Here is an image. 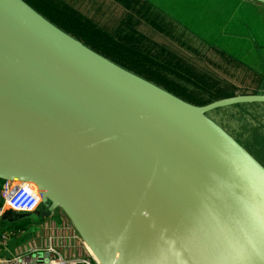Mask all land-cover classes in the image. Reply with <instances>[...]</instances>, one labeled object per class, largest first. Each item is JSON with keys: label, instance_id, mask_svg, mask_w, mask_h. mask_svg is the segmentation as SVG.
Segmentation results:
<instances>
[{"label": "water", "instance_id": "1", "mask_svg": "<svg viewBox=\"0 0 264 264\" xmlns=\"http://www.w3.org/2000/svg\"><path fill=\"white\" fill-rule=\"evenodd\" d=\"M246 103L187 102L0 0V195L40 198L3 231L58 210L98 264H264V165L209 115Z\"/></svg>", "mask_w": 264, "mask_h": 264}, {"label": "rangeland", "instance_id": "2", "mask_svg": "<svg viewBox=\"0 0 264 264\" xmlns=\"http://www.w3.org/2000/svg\"><path fill=\"white\" fill-rule=\"evenodd\" d=\"M36 1L45 2V0ZM50 1L57 6L64 7V10H70L71 13L68 16L70 19H74V16L83 17L86 19L84 22L101 29L96 32L102 31L106 36L115 38L133 34H116L117 29L113 26L117 23V13L131 14L133 19L138 17L140 20L136 21L135 29L139 35L181 56H192V59L188 60L191 63L190 66L195 67L196 70L202 69L207 73H213L217 78L234 85L239 90L234 94L244 92L264 94V4L262 3L251 0H149L157 7L154 5V7H148L146 4L141 7V2H137L138 0L131 1L132 4L129 5H127L128 0H102L97 3L99 8L104 7L106 12L97 15L93 9V3H90L92 0H83L80 5L74 0ZM107 2L110 6L104 4ZM148 8H150V13L160 14V20L158 16L150 20ZM76 38L83 42L82 39ZM170 42L186 54L172 49ZM128 45L131 48L125 49L126 54L134 59L135 64L150 71L156 79L149 78L143 73L116 62L110 56L97 52L193 104L200 105L214 101L219 99L217 94L226 89L229 90L225 83L214 85L208 81L209 78L212 79L210 74L206 76V81H199L203 85L195 84L189 77L187 78L190 82H185V77L164 66L163 61L166 58L159 49L153 48L155 52L146 50L149 46L151 47V44L144 40L138 45L134 41ZM137 46L143 50L141 55L133 53L134 47L137 48ZM151 53H154L157 59L155 61L158 63L144 60V57L151 56ZM166 65L174 70L181 68V65L174 61H168ZM190 66L188 70H193ZM209 115L264 165V103L232 105L215 109ZM53 218L52 214L45 219L44 223ZM24 222L30 223L27 220ZM43 225H34V232L26 236L25 244L44 237ZM56 225L59 224L56 223ZM78 240H80L79 237ZM65 247L68 250L70 244H66ZM82 248L80 255L93 260L88 251L83 246ZM70 252L72 256H78V249L73 247L72 243Z\"/></svg>", "mask_w": 264, "mask_h": 264}, {"label": "trees", "instance_id": "3", "mask_svg": "<svg viewBox=\"0 0 264 264\" xmlns=\"http://www.w3.org/2000/svg\"><path fill=\"white\" fill-rule=\"evenodd\" d=\"M26 1L30 5H32L37 11H39L41 14L46 16L50 21L54 22L64 30H67L68 32L72 33L76 37L82 39L84 43L92 47L94 50L104 55L110 56L112 59L116 60V62L126 67L132 68L138 71L139 73H143L145 76L149 78L156 79V77L152 75L150 71L135 64L134 59L129 57V55H127L125 52V49L129 50L131 48L128 44H132L133 41L136 45H138L143 40L150 43L151 47L149 46L146 49L149 52L154 51L153 48L159 49L161 54L164 55V57L166 58V60L163 61L164 66L168 68V70H171L179 74L180 76L185 77V82L189 83L190 82L189 78H192L195 84H202L199 81H206L207 80L206 76L210 74L212 75L210 76L212 77V79L209 78L208 81H210L214 85L225 83V85H227V87L229 88V90L226 89L224 92L217 94V97H219V99L233 96L235 95L234 93H236L237 87L226 83L227 82L226 80L217 78L216 75L213 73L210 72L207 73L202 69L196 70L195 67L190 66L191 63L188 60L192 59V56L190 57L181 56L176 52L163 48L162 46L160 47L159 46L160 44L153 42L147 37H143L142 35H139L136 29L132 27L129 29L130 32L133 33L132 35L118 36L117 38L113 36H106L102 31L96 32V30H101V29L96 28L91 23L84 22L86 19H84L83 17L80 18L79 16H74V19L73 18L70 19L68 17L71 13L70 10H64V7L59 5L57 6L55 3L51 2L50 0H45V2H38L36 0H26ZM137 2L142 3V4L140 3L141 7L143 4H146L148 7L150 6L154 7L153 4H151L147 0H138ZM129 4H132L130 0H128L127 2V5ZM128 17H130V14L128 15ZM106 34L108 35V33ZM142 51L143 50L137 46V48L134 47L133 53L136 55H141ZM144 60H150L155 63H158L157 61H155L157 59L154 56V53H151V56L147 55L146 57H144ZM168 61H174L180 64L181 68H179V70L171 69L166 65ZM188 66H190L193 70H188ZM250 104H254V103H250ZM237 105L238 106L248 105V103L237 104ZM2 182L3 181H1V183ZM29 225L30 223L21 222L19 224H14L10 226V228L7 230H4V233L7 234L8 240L5 246L0 243V252L5 251V248L8 246L9 237L12 239L18 238L16 241L17 245L25 244L26 236L20 235V232L24 231V233H26ZM1 229H3L2 223H0V230ZM0 256L2 255L0 254Z\"/></svg>", "mask_w": 264, "mask_h": 264}, {"label": "built area", "instance_id": "4", "mask_svg": "<svg viewBox=\"0 0 264 264\" xmlns=\"http://www.w3.org/2000/svg\"><path fill=\"white\" fill-rule=\"evenodd\" d=\"M0 198V216L7 208L17 212H31L40 201L33 187L17 181H3ZM57 214L61 217L59 225L52 222L45 226L43 245L29 242L13 254L0 256V264H98L93 258L71 255L72 240L78 239V235L67 218L60 211ZM0 240L4 246L8 240L2 229ZM66 244H70L68 250Z\"/></svg>", "mask_w": 264, "mask_h": 264}, {"label": "flooded vegetation", "instance_id": "5", "mask_svg": "<svg viewBox=\"0 0 264 264\" xmlns=\"http://www.w3.org/2000/svg\"><path fill=\"white\" fill-rule=\"evenodd\" d=\"M74 1H75V3H77V4L80 5V3L83 0H74ZM97 1H102V0H92V1H90V3H93L92 6H93V9H94V12L97 15H101L104 12H106V10L104 9V7L99 8V5H98ZM130 1H132V0H130ZM94 2H95V4H94ZM104 4H107V6H110V3L109 2L104 3ZM111 11H112V8L110 9V12ZM147 12L149 13L148 16L151 17L150 20L155 19L156 16H158L159 17V20H160V18H161V15L160 14L159 15L158 14L156 15L154 12L153 13H150V8H148ZM117 15H118L117 23L113 27L117 29V31L115 30V32L118 35L119 34L120 35L130 34L131 32H130L129 29L131 27L135 29V25L137 23L136 21L140 20L138 17H136L135 19H133V16L131 14H130V17H128L129 14H127L125 12L123 14H122V12H119V13H117ZM236 91L239 92L238 89ZM244 93H248V92H244Z\"/></svg>", "mask_w": 264, "mask_h": 264}, {"label": "crops", "instance_id": "6", "mask_svg": "<svg viewBox=\"0 0 264 264\" xmlns=\"http://www.w3.org/2000/svg\"><path fill=\"white\" fill-rule=\"evenodd\" d=\"M54 215V218L53 219H51L50 221H47V222H45L44 223V221L41 223V224H44L43 225V228H44V232H46V229H45V226L48 224H50V223H52V222H54L55 224L57 223V224H59V222H60V220H61V217L57 214V213H54L53 214ZM50 222V223H49ZM16 224H19V223H16ZM41 224H39V225H41ZM14 225V224H13ZM12 226V225H11ZM3 227H4V225H3ZM10 228V227H9ZM8 228V229H9ZM34 229H35V226H34V224H31L30 223V225L28 226V230H27V232L26 233H24V231H21L20 232V235H22V236H27L28 234H30V233H32V232H34ZM3 230V229H2ZM17 239L18 238H16V239H12V238H10L9 237V241H8V246L5 248V251L3 252H0V254L2 255V256H8V255H10V254H13V253H15L17 250H19L21 247H23L24 245H26V244H21V245H17V243H16V241H17ZM44 237L43 238H40V240H32V241H29V242H36V244L37 245H43V241H44ZM28 242V243H29ZM72 244H73V247H75V248H77L78 249V254H82V251H83V248H82V245H81V242H80V240H78V239H76V240H72Z\"/></svg>", "mask_w": 264, "mask_h": 264}, {"label": "bare ground", "instance_id": "7", "mask_svg": "<svg viewBox=\"0 0 264 264\" xmlns=\"http://www.w3.org/2000/svg\"><path fill=\"white\" fill-rule=\"evenodd\" d=\"M89 251V250H88Z\"/></svg>", "mask_w": 264, "mask_h": 264}]
</instances>
